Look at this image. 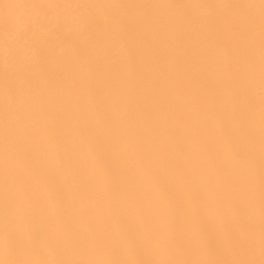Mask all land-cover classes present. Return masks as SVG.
I'll list each match as a JSON object with an SVG mask.
<instances>
[{
    "label": "snow or ice",
    "instance_id": "obj_1",
    "mask_svg": "<svg viewBox=\"0 0 264 264\" xmlns=\"http://www.w3.org/2000/svg\"><path fill=\"white\" fill-rule=\"evenodd\" d=\"M0 264H264V0H0Z\"/></svg>",
    "mask_w": 264,
    "mask_h": 264
}]
</instances>
